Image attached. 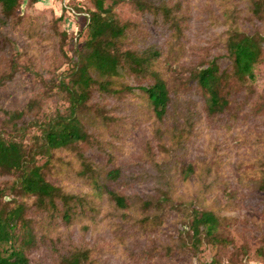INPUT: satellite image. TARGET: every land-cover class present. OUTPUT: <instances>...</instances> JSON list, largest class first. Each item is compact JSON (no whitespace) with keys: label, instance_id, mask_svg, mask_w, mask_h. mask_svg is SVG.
Segmentation results:
<instances>
[{"label":"rangeland","instance_id":"rangeland-1","mask_svg":"<svg viewBox=\"0 0 264 264\" xmlns=\"http://www.w3.org/2000/svg\"><path fill=\"white\" fill-rule=\"evenodd\" d=\"M146 1L177 4L178 10L165 17L156 8L141 10L135 0H120L115 11L132 23L125 48L160 46L158 68L171 95L168 115L156 117L139 93L95 94L93 104L106 102L110 122L90 126L91 141L73 150H54L52 156L40 155L38 162L51 158L48 178L65 190L85 194L97 209L65 223L30 196L7 190L1 203H25L24 215L36 234L35 243L27 247L31 264H59L61 254L74 247L89 250V264H264L258 250L264 244V54L251 80L257 94L242 98L245 88L236 90L239 106L233 100L220 116L207 114L204 96L190 75L216 55L222 56V66L230 65L224 38L232 24L264 33V21L251 15L248 0ZM27 2L21 1L18 19L3 27L7 37L0 49V131L30 143L46 119L65 111L56 81L68 67L67 55L87 36L86 17L93 4ZM123 79L138 83L134 77ZM13 111L24 112L18 119L22 131L12 129ZM85 160L94 168L120 166L123 174L111 186L133 197L134 205L137 196L155 201L168 194L171 200L165 204L162 223L123 219L108 195L101 196L89 178L80 176ZM186 162L195 166L189 177L181 173ZM13 178L0 173V184ZM192 205L214 209L221 218L223 240L203 236L194 243L188 224ZM26 229L20 225L18 233Z\"/></svg>","mask_w":264,"mask_h":264},{"label":"trees","instance_id":"trees-1","mask_svg":"<svg viewBox=\"0 0 264 264\" xmlns=\"http://www.w3.org/2000/svg\"><path fill=\"white\" fill-rule=\"evenodd\" d=\"M21 1L0 0V49L7 37L3 27L18 19L17 9ZM37 1L28 0L27 3L32 5ZM90 1L93 8L87 12V36L80 47L67 55L68 67L61 71L56 81L57 91L66 102L65 111L59 110L55 116L46 119L41 133H35L30 143L16 137H6L0 131V173L14 177L13 180L0 184V264H31L27 247L30 248L36 239V234L24 215V201H16L13 205L1 203L7 190L10 194L33 197L39 207L56 212L55 217H60L65 223H70L79 213L87 214L97 209L95 203L86 201L85 194L65 190L48 178L47 167L51 158L43 164L38 162L40 155L52 156L54 150H73L81 142L91 141L90 126L97 125L100 121L110 122L106 102L93 104L95 94L102 97H124L139 93L156 117L164 119L169 113V86L165 75L158 68V61L162 56L160 46L149 44L145 47L125 48V42L133 28L131 21L123 19L115 11L120 0H113L110 4L106 0ZM248 2L251 15L264 21V0ZM135 3L141 10L156 8L165 17H170L174 10H178V7H174L177 4L171 6L167 2L154 5L146 0H135ZM73 10L77 11L75 8ZM170 20L174 27L179 28L176 19ZM224 41V56L229 58L230 65L222 66V56L216 55L206 65L190 72L191 79L196 81L204 96L205 109L211 117L226 113L233 100L237 104L236 90L245 88L242 98L257 94L251 80H254L255 66L262 61L264 54V33L261 31L251 32L232 24ZM125 76L134 77L138 83L124 80ZM2 82L4 76L0 74V84ZM238 111L241 113V109ZM23 115V111L10 113L9 120L14 126L13 130L22 131L18 119ZM194 172L195 166L191 162H186L181 170L185 177ZM79 174L89 178L101 196L108 195L114 207L122 211L120 215L123 219L139 218L140 222L149 221L153 225L162 223L166 213L165 204L171 200L168 194L155 201L153 197L137 196V206L133 203V197L111 186V182L118 181L123 174L120 166L94 168L85 160ZM132 209L137 213L129 211ZM188 218L194 243L203 236L215 241L224 239L220 232L221 218L214 209L192 205ZM20 225L27 226L22 234L18 233ZM258 250L264 257V244ZM90 261L88 249L74 247L61 254L59 264H89ZM212 264L219 262L215 260Z\"/></svg>","mask_w":264,"mask_h":264}]
</instances>
